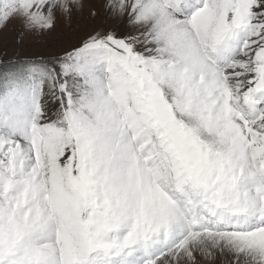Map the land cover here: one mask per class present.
I'll use <instances>...</instances> for the list:
<instances>
[{
  "label": "snow or ice",
  "instance_id": "obj_1",
  "mask_svg": "<svg viewBox=\"0 0 264 264\" xmlns=\"http://www.w3.org/2000/svg\"><path fill=\"white\" fill-rule=\"evenodd\" d=\"M85 11L0 58V264H264V0H0V37Z\"/></svg>",
  "mask_w": 264,
  "mask_h": 264
},
{
  "label": "rangeland",
  "instance_id": "obj_2",
  "mask_svg": "<svg viewBox=\"0 0 264 264\" xmlns=\"http://www.w3.org/2000/svg\"><path fill=\"white\" fill-rule=\"evenodd\" d=\"M93 6L100 7L94 3ZM101 27L111 28L113 24L106 22L102 15H98L93 23L89 19L87 11H85L83 14L74 17L70 22L59 21L56 28L50 33L25 35L23 42L17 45L16 34L19 30L18 26L16 29L10 26L3 37H0V50L6 51V54L0 58L6 60L8 56L17 50H19L21 56L52 55L76 43L87 32ZM127 30L128 26L125 24L124 31L127 32Z\"/></svg>",
  "mask_w": 264,
  "mask_h": 264
},
{
  "label": "bare ground",
  "instance_id": "obj_3",
  "mask_svg": "<svg viewBox=\"0 0 264 264\" xmlns=\"http://www.w3.org/2000/svg\"><path fill=\"white\" fill-rule=\"evenodd\" d=\"M93 3L98 5V7L100 6V0H93Z\"/></svg>",
  "mask_w": 264,
  "mask_h": 264
}]
</instances>
